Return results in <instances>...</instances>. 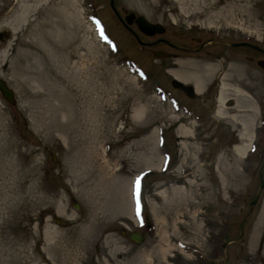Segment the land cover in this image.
<instances>
[{
	"label": "rangeland",
	"instance_id": "1",
	"mask_svg": "<svg viewBox=\"0 0 264 264\" xmlns=\"http://www.w3.org/2000/svg\"><path fill=\"white\" fill-rule=\"evenodd\" d=\"M114 3L181 47L209 44L171 49L178 68L154 56L164 45L141 46L109 0H0V79L14 99L0 92V264H262L264 198L232 240L259 185L255 158L247 175L250 151L235 146L249 137L243 121L255 143L264 113V0ZM130 27L143 41L169 36ZM213 58L241 63L228 79L244 92H228L220 117L213 89L179 90L194 113L172 112L169 70Z\"/></svg>",
	"mask_w": 264,
	"mask_h": 264
},
{
	"label": "flooded vegetation",
	"instance_id": "2",
	"mask_svg": "<svg viewBox=\"0 0 264 264\" xmlns=\"http://www.w3.org/2000/svg\"><path fill=\"white\" fill-rule=\"evenodd\" d=\"M114 7H115V3H114ZM115 9H116L118 15L115 13V11L113 9H112V11L116 15V17L119 20V22L123 25V23L121 22L120 19H122L124 22H127L126 21V17L129 16L132 12L127 13L124 10L123 11L124 18H122L116 7H115ZM136 17H137V15H136ZM132 24H134L136 26V28L139 30L137 24L135 23V19L134 18L132 19V22L129 23L128 28L126 26H124V25H123V27L126 28L129 32H131V34L134 36V33L135 34H137V33L130 27V25H132ZM165 31H166V29H165ZM139 32H141V31L139 30ZM166 32H168V34H169L168 38L157 37L154 40H150V41H143L139 37V35L138 34L137 35L144 42L143 44H140L143 47H155L158 44L164 45L165 48H166V51H167L166 54H165V52H163L160 49H158V50L154 49L153 50L154 56H155V52H159L161 55L158 58H164V57L170 58V59H172V64L171 65L172 66H177L178 68H180V65L178 63H179V61H182V59L174 58L173 53L171 52V49H177V50H183V51H190L191 50V51L198 52V51L202 50V48H204L205 45L209 44L208 40H205V41L201 42L198 47H195V48L181 47V46L175 44L174 41L171 39V38L176 36V32H174L173 30H169V31L167 30ZM142 34L145 35V36H149V37L156 35V34H154V35H146L144 33H142ZM134 38H135V36H134ZM208 39H210V38H208ZM227 42L229 43L231 41H227ZM222 43H226V41H222ZM249 44L250 45H248V46L250 48H253V49L257 50V48L252 47L253 46V45H251L252 43H249ZM222 45H227V44H222ZM257 51H259V50H257ZM259 52H261V51H259ZM261 54H263V53L261 52ZM209 60L216 61L217 58H213V59H209ZM191 61H192L193 65H189L188 64L191 67L190 70H198V71H200L201 67H199V65H197V63L195 61H193V60H191ZM230 61H232V60L230 59L228 62L230 63ZM217 63H218L219 69L215 72V74L212 76L211 79L206 81L207 84L205 85V87L203 88L201 93H197L196 92L195 87H194V85L192 83L179 80V79H177V78H175V77H173L171 75V72L173 70H179V69L175 68V69L169 70L170 75L173 77V79L171 81L172 87H170V88L166 87L165 88V93H166V95L169 98L168 102H169V104L171 106L172 112H181L182 114H185V115H188V116H189V114H192V112L194 113V111H192V108L189 105H186L185 102L183 101V99H181L178 96L177 92L179 90L182 91L183 94L188 99H195L196 97H199V96L203 95L206 92V90L208 91L211 88V89H213V95H214L215 101L218 100V94H219V88H220L219 74H221L222 70H224L225 68L227 69L229 67L228 66L229 64L223 69L222 68V64H221V60H219V62H217ZM258 63L262 64L263 68H264V62H258ZM217 73H218V75H217ZM231 76H232V73H230L229 79L231 78ZM175 106H176V108H175ZM195 117H197V115H195ZM249 153L250 154H249V156L247 158V162L248 163H247V166H246V174L249 175L251 173L250 161H252L255 158V161L257 162L255 175H256V177H257V179L259 181V185H258V189H257L254 197L248 203L249 210L244 215V218L242 219V221L239 224V227H238L239 233L232 240V242H237L240 239H242V237L244 235V228H245V224H246L247 219L249 218V216H250V214L252 212L256 211V208L260 204V200H262V198H264L263 197L264 196V115H262V118H261V122H260V126H259V130H258L256 141H255V143H254V145H253V147H252V149L250 150ZM244 157H246V156H244ZM254 172L255 171L252 172V175H254Z\"/></svg>",
	"mask_w": 264,
	"mask_h": 264
},
{
	"label": "bare ground",
	"instance_id": "3",
	"mask_svg": "<svg viewBox=\"0 0 264 264\" xmlns=\"http://www.w3.org/2000/svg\"><path fill=\"white\" fill-rule=\"evenodd\" d=\"M136 17V16H135ZM13 23L10 21L8 22V25H12ZM11 29L13 30V32L16 30L15 27H11ZM142 32V31H141ZM143 33V32H142ZM1 56L4 57L6 50L4 52H1ZM183 63V61H179V65ZM181 66V65H180ZM221 67V66H220ZM234 68L240 69L241 68V63L236 62V60H232L229 63V67L226 70H222L221 74H219V78H220V88H219V94H218V106L216 107L215 110V114L217 116L222 117L224 115V113H226V108L224 106V103L226 101V99L230 98L227 96L228 92H230V90L233 88L234 92L237 93H242L243 91L235 86L232 85L230 83V81H228L229 77H230V71H233ZM219 69L218 63L217 61H206L203 63V65L201 66V70H185V71H181V70H173L171 72V75L179 80L182 81H186V82H190L194 85L195 90L197 93H201V91L203 90V88L205 87V85L207 84L206 81L211 79L212 76L215 74V72ZM218 75V73H217ZM0 77H2L0 75ZM1 80V79H0ZM2 82L5 84L6 86V82H4L2 80ZM1 92V91H0ZM234 107L231 109L233 110ZM247 129V125L246 122L243 121L242 122V130L240 131L239 135H240V139H244L247 138L246 142L243 144H239L235 146V152L236 154H238L240 157H244L246 156L247 151L250 149V143L252 141V137H250V135H246V131ZM178 132L179 135L183 138H187L188 137V133L191 132L189 126H186L184 124L180 125L178 127ZM246 135V136H245ZM185 161V160H184ZM65 210L62 206L58 205V209L54 211L55 215H59L61 217H64ZM69 219H72V216H68ZM264 221V209L261 211L260 216L258 217V221L256 222V230L258 229L259 225ZM256 235V233H255ZM165 243L163 245L162 250L165 253H168L169 249H170V245L167 242V239H165ZM169 240V239H168Z\"/></svg>",
	"mask_w": 264,
	"mask_h": 264
},
{
	"label": "water",
	"instance_id": "4",
	"mask_svg": "<svg viewBox=\"0 0 264 264\" xmlns=\"http://www.w3.org/2000/svg\"><path fill=\"white\" fill-rule=\"evenodd\" d=\"M110 6L111 8L115 11V13L118 15L115 7H114V0H110ZM135 19V23L137 24L139 30H141L144 34L146 35H153L155 33L161 34L165 31L164 27L159 24V23H152L149 22L145 17L138 15L137 17H135V14L131 13L129 16L126 17V21L124 22L122 19L121 22L123 23L124 26H126L128 28L129 23L132 22V19ZM134 36L136 38V40L138 41V43L143 44L144 42L138 37L137 34L134 33ZM232 45H238L241 43H230ZM257 48V47H256ZM160 53L159 52H155V56L156 57H160ZM0 91L2 93V95L11 103L14 102L13 99V94L12 91L5 86V84L2 82V80H0ZM76 208V206H75ZM59 221V220H57ZM129 238L131 241L135 242V243H140L142 240V235L139 232H133L129 234ZM224 247H226V243L224 244Z\"/></svg>",
	"mask_w": 264,
	"mask_h": 264
},
{
	"label": "snow or ice",
	"instance_id": "5",
	"mask_svg": "<svg viewBox=\"0 0 264 264\" xmlns=\"http://www.w3.org/2000/svg\"><path fill=\"white\" fill-rule=\"evenodd\" d=\"M138 187H139V182L137 181V190H138Z\"/></svg>",
	"mask_w": 264,
	"mask_h": 264
}]
</instances>
